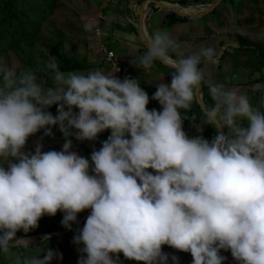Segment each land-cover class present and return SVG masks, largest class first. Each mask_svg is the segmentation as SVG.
I'll list each match as a JSON object with an SVG mask.
<instances>
[{
	"label": "clouds",
	"instance_id": "1",
	"mask_svg": "<svg viewBox=\"0 0 264 264\" xmlns=\"http://www.w3.org/2000/svg\"><path fill=\"white\" fill-rule=\"evenodd\" d=\"M177 47L159 30L132 58L143 70L154 61L171 67L170 82L159 80L152 94L159 111L148 109L137 79L114 76L118 68L65 73L53 57L44 67L54 86L45 88L30 69L0 66V253L20 240L29 247L16 234L29 233L45 215L61 212L70 229L90 210L73 236L82 245L78 264H119L120 253L141 264H178L164 245L189 253L191 264H224L221 251L236 264H264V111L247 95L210 84L213 105L199 124L216 134L189 137L181 111L197 99L200 65H215L219 53L201 47L173 58ZM52 126L64 136L62 150L43 151L39 141L25 150L29 137L40 130L51 136ZM105 131L110 135L90 158L71 150L70 136L95 141ZM45 242L16 264L61 260Z\"/></svg>",
	"mask_w": 264,
	"mask_h": 264
},
{
	"label": "rangeland",
	"instance_id": "2",
	"mask_svg": "<svg viewBox=\"0 0 264 264\" xmlns=\"http://www.w3.org/2000/svg\"><path fill=\"white\" fill-rule=\"evenodd\" d=\"M103 1L0 0V66L11 67L17 71L30 69L36 75L37 82L41 83L45 88L54 86L52 73L44 67L53 57H55L58 67L63 65V60L70 63L78 62L88 67L86 70L71 72L87 73L93 70H100L105 74L112 73L104 68L105 66L102 64L103 54L98 50L94 37L98 12ZM193 1L190 0L189 5H193L191 3ZM116 2L112 5L109 12H113V9L116 8ZM221 7H223L222 10ZM210 16L214 17L213 25L209 26L208 32H205L207 34L203 33L204 28H202V25L196 26L194 34L188 31V35L195 38L190 40L192 47L195 42L201 41L199 47H196L197 52L201 47H212L220 55L226 48L235 46L233 43L259 41L264 44V0H250V2L249 0H226L219 4ZM86 25H88L87 28ZM24 30L25 34H22ZM202 41L206 42L202 43ZM227 55L230 56L228 52ZM228 56L224 57L225 61L220 65L221 72L214 65L205 64L211 67L203 71L205 75L208 74L209 76V79H206L207 84L222 83L226 88L235 90L238 94L247 95L249 103L253 107L264 111V105L261 104L264 93L259 91L261 86L242 83L252 82L254 78L259 76V73L251 74V71L246 67L237 68L236 65L242 61L240 55ZM232 69H235L236 73L244 70L246 74L241 71L237 74V77V75L232 73ZM262 75H264V69L262 70ZM142 88L148 94L145 87ZM152 100V96H150L149 104L147 105L148 109L160 110L158 102L153 101V104H151ZM207 104L212 106L213 101L212 103L208 101ZM48 111L55 116L57 114V106H51ZM201 115L204 118V113ZM208 127H202L201 132L207 130ZM185 130H188V128ZM210 130L208 133H211V135L216 134L213 128H210ZM51 133V136H46L44 131L40 130L29 137L25 150L34 151L36 141L42 144L43 151L62 150L64 136L59 131V127L52 126ZM226 133L227 129H224V134ZM101 134L108 137L110 132L107 131ZM69 139L73 145L75 137L70 136ZM88 211L82 215L84 216ZM48 217L50 216L41 217L44 219H40L39 222H43ZM83 224L84 222L78 224L73 233L76 234L77 230L83 227ZM43 233L46 232L43 231ZM44 239L41 238L32 245H29V241V247L27 248L24 244L18 247H10L8 253H0V264H16L17 259L22 258L25 254H35L38 251L37 247H41L44 244ZM63 242V247L65 250L67 249V256L71 264H78V259L81 255L78 249L82 245L78 246L72 242V238L69 235L63 237ZM45 243H47V248L53 250L57 239L47 238ZM164 250L165 248H162V251ZM165 253L169 257L178 254L177 260L179 264H191L189 253L182 257L180 251L169 246L166 248ZM221 255L225 257L226 261L236 264L230 252L221 251ZM113 258L115 259V256Z\"/></svg>",
	"mask_w": 264,
	"mask_h": 264
},
{
	"label": "crops",
	"instance_id": "3",
	"mask_svg": "<svg viewBox=\"0 0 264 264\" xmlns=\"http://www.w3.org/2000/svg\"><path fill=\"white\" fill-rule=\"evenodd\" d=\"M157 1H160L164 5H166L167 9L158 7V5L152 2H148V0H113L111 7L116 2L115 5L116 8L113 9V12L112 11L109 12L111 9L110 7L106 13L107 14L106 25L111 29V33H112L111 35L112 48L116 51L122 62L130 66L133 74V79H137L138 83L141 84V87H145L149 97L152 96V94L154 93L156 84L161 82L159 80H163L164 83L170 82L171 77L169 75L172 72V69L171 67L162 64L160 61H154L153 66L146 70L139 69L133 65L132 58H136L140 55H143L146 51V46L144 44L142 35L147 37L155 31H159V30L167 31L170 37L174 39L178 45L177 49L174 52L175 55L177 53L185 54V55L194 53L197 49L196 47L197 46L199 47V43L201 41L195 42V45L192 47L190 40H194L195 38L189 36L188 34L189 33L194 34L196 32L195 31L196 26H200V25H202L203 26L202 28H204L203 33L207 34L205 32H208L209 26L213 25L212 22L214 17L210 16L212 12L205 14L201 17H185L187 18L185 22L176 23L174 25H169L167 23L166 15L168 12H174L176 14H178L177 12H182V13L190 12V13L201 14L204 11H206L216 0H194L193 2H191L193 3V5H189L190 0H186L187 1L186 5L180 4L179 2L180 0H157ZM144 4H146V6L144 8L143 25L142 27H140L139 14L142 5ZM197 5L208 6V7L205 10H201L199 8H196ZM186 8L188 9L184 11ZM148 12L149 14L147 15L146 13ZM205 42L206 41H202V43ZM96 46L99 50V43L97 41H96ZM224 61H225L224 59L222 60L218 59V62L214 65L216 68H219L220 72H221L220 65L222 62L224 63ZM102 64L104 65L103 55H102ZM104 68L106 70H110L106 66ZM209 68L211 67L206 66L205 64L201 66L202 71ZM206 79H209L208 74L206 75L204 74L205 82ZM207 94L209 95L208 92ZM202 96L203 93L201 94V97ZM153 101L155 100H152L150 103L153 104L152 103ZM207 102H205V106L208 109L211 107V105L207 104ZM192 113L197 114V112L193 107V104L190 107V109L186 110L185 113L183 110L181 111L182 117L186 114L188 119L191 118ZM201 116L202 115L197 114V117H199L200 120L203 121L204 118ZM188 119H184L183 122L187 121ZM198 126L201 128L205 126L208 127V125H200V124H198ZM187 128L188 130H185V132L189 137H193V135L196 136L197 134L196 128H189V127ZM208 128L212 129L211 126ZM106 139L107 137H105L101 133L98 135L95 141L80 142L75 139V143H73L71 150L76 152L78 155L88 159L90 158L93 149L99 150V148L101 147V141H104ZM89 211L84 216L82 215L84 213L78 214L77 221L73 223L71 227L83 223L85 220L82 221V219L89 214ZM62 216L63 214L61 212H57L55 216H50L46 218V220H43V222H38V226L35 229L31 230L28 233V236L23 238H18V237L17 238L26 239L27 237L31 238L34 236H39L36 240L30 241L29 245H32L37 243V240L41 239L43 235H47L51 233L53 234L62 233L64 232L63 228H65L61 224ZM41 223H47L46 228H48L49 233H43L45 226H42ZM65 229L66 231L68 230L67 228ZM40 231H42V233H40ZM17 233H21V232H17ZM50 238H56L57 242L61 240L60 237L58 236H54ZM65 251L67 253V249Z\"/></svg>",
	"mask_w": 264,
	"mask_h": 264
},
{
	"label": "trees",
	"instance_id": "4",
	"mask_svg": "<svg viewBox=\"0 0 264 264\" xmlns=\"http://www.w3.org/2000/svg\"><path fill=\"white\" fill-rule=\"evenodd\" d=\"M224 1H226V0H224ZM179 2L182 5H186L187 4L186 0H180ZM249 2H250V0H249ZM222 9H223V7H221V10ZM186 13H190V12H186ZM146 14L148 15L149 12L146 13ZM166 17H167V23L169 25H174L176 23L185 22L186 19H187V18L182 17V16L180 17V15H178V14H176L174 12H168ZM22 34H25V30H24V33L22 32ZM233 44H235V46H230L229 48H226L224 51H222V53L218 56V59H220V60L225 59L224 57L228 56L227 52L230 55L228 57L239 56L240 55L242 57V61L239 64L236 65L237 68L246 67L248 70L251 71V74L259 73V76L257 78H254L252 82L249 81L247 83H244V82H242V83L243 84H248L249 83L250 85L252 84V85H256V86L260 84L261 90H259V91L261 93H264V90H263L264 75H262V70L264 69V44L259 42V41H255V42H244V41H242L241 43H233ZM170 55H172L173 58H175V56H176L174 52H170ZM62 63H63V65L58 67V69L61 72H71V71H77V70L78 71H82V70L88 69V67L86 65L80 64L78 62L70 63V62H68L66 60H63ZM201 66H203V63L200 65V67ZM241 71H244V70H241ZM241 71H239V72H241ZM239 72L236 73V70L232 69V73L235 74V75H237ZM244 73H245V71H244ZM237 77H238V75H237ZM237 84H240V83H237ZM209 85L210 84H207L203 80L201 82V89L203 91V100L205 102L210 101L212 103L211 97L207 94ZM260 86H259V89H260ZM193 107H194V109H195V111L197 112L198 115L200 113L201 114L203 113L202 110L200 109L199 105L197 104L196 100L193 103ZM197 114L196 113H192L191 114L192 115L191 118L188 119L187 121L183 122V130H185L187 127H189V128H197L199 122L201 121L200 118L197 117ZM191 120H194V121H191ZM208 129L203 131V132H201V131L197 132L196 136L197 135H202L205 139H209L210 140L214 135L213 134L211 135V133H208V131H211L210 129L209 130ZM46 224L47 223H42L41 225L45 226L43 231L46 232V233L47 232L49 233L48 228H46ZM75 229H76V227H74L71 231L66 232V229L63 228V231L65 233H64L63 236L60 237L61 240L59 242H57L56 246L53 248V251H57V252H59L61 254L62 259L59 260V261L53 260L52 264H71V262L69 261V259L67 257V253H66V251H65V249L63 247V245H64L63 237H66V236L69 235V237L73 239V236L75 235L73 233V231ZM16 236L18 238H23V237L28 236V233L25 234V233L21 232V233H17ZM162 248H165V250H166V248H168V246L164 245V246H162ZM165 250L163 251L164 253H165ZM180 254L182 255V257H184V255H186V253H184V252H181ZM176 257L178 258V254H176ZM191 262H192V259H191ZM140 263L141 262H137V261H134V260H128V259L124 258L122 253H120V255H119V264H140ZM169 264H171V259H169ZM178 264H179V262H178ZM224 264H233V263L228 262V261L225 260Z\"/></svg>",
	"mask_w": 264,
	"mask_h": 264
},
{
	"label": "built area",
	"instance_id": "5",
	"mask_svg": "<svg viewBox=\"0 0 264 264\" xmlns=\"http://www.w3.org/2000/svg\"><path fill=\"white\" fill-rule=\"evenodd\" d=\"M113 0H104L98 12V21L94 29V37L99 43V51L103 54V63L110 69L111 72H115L114 76L123 80L124 78L133 79V74L129 65L122 62L116 51L111 46V29L106 25L107 22V10L111 7ZM264 90V82H263ZM157 111H159L157 109ZM86 211V210H85ZM85 211L81 213H85ZM29 238V237H27ZM42 238H48L43 235ZM18 239V238H17ZM73 241V239H72ZM30 243V242H29ZM188 255V253H186ZM190 259L192 258L189 254Z\"/></svg>",
	"mask_w": 264,
	"mask_h": 264
},
{
	"label": "water",
	"instance_id": "6",
	"mask_svg": "<svg viewBox=\"0 0 264 264\" xmlns=\"http://www.w3.org/2000/svg\"><path fill=\"white\" fill-rule=\"evenodd\" d=\"M224 0H216L206 11H204L203 13L201 14H196V13H182V12H177L180 16H183V17H201L205 14H208V13H211L213 12L217 6L219 4H221ZM148 2H152V3H155L156 5H158V7H161V8H166L167 9V6L164 5L162 2L160 1H157V0H148ZM146 4L142 5V8L140 10V14H139V22H140V27H142L143 25V17H144V8H145ZM143 36V40H144V44L146 46V37L144 35ZM165 65V64H164ZM197 99H196V102L197 104L199 105L200 109L202 110V112L205 114L206 111H207V108L202 100V97H201V84H200V87H199V90L197 92ZM223 133H224V129L221 130ZM87 216H85L82 221H84L86 219ZM76 226V225H74ZM74 226H72L70 229H68L66 232H69L71 231ZM65 232H62V233H59V234H47L46 236L48 238L50 237H54V236H58V237H61L64 235ZM39 236H34V237H31V238H26V240L28 241H32V240H36ZM25 244V242L23 240H20L17 242L16 246H13V247H18V246H21Z\"/></svg>",
	"mask_w": 264,
	"mask_h": 264
},
{
	"label": "bare ground",
	"instance_id": "7",
	"mask_svg": "<svg viewBox=\"0 0 264 264\" xmlns=\"http://www.w3.org/2000/svg\"><path fill=\"white\" fill-rule=\"evenodd\" d=\"M208 6H200V5H197L196 8H199L201 10H205ZM188 8H186L184 11H186Z\"/></svg>",
	"mask_w": 264,
	"mask_h": 264
}]
</instances>
